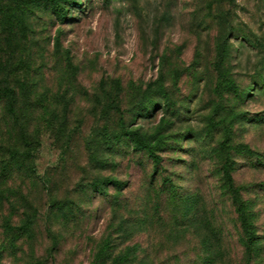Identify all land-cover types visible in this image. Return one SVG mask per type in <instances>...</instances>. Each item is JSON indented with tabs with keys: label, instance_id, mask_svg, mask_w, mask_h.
<instances>
[{
	"label": "rangeland",
	"instance_id": "374dc122",
	"mask_svg": "<svg viewBox=\"0 0 264 264\" xmlns=\"http://www.w3.org/2000/svg\"><path fill=\"white\" fill-rule=\"evenodd\" d=\"M212 257L264 264V0H0V264Z\"/></svg>",
	"mask_w": 264,
	"mask_h": 264
},
{
	"label": "trees",
	"instance_id": "16d2710c",
	"mask_svg": "<svg viewBox=\"0 0 264 264\" xmlns=\"http://www.w3.org/2000/svg\"><path fill=\"white\" fill-rule=\"evenodd\" d=\"M61 17L64 18L63 14L60 16V18ZM237 211H238L239 214L243 213V209L242 208L241 209H238L237 208ZM238 213H237V216L239 217V214ZM246 231H248V230H246ZM247 235L248 236H247L246 240H244V245H243L244 248H243V251H245L246 256H247V259H249V261L247 260L248 263L249 262L251 263V262H253V261L256 260V257L255 256L257 255L256 254V251L254 250L255 236H254V233L251 232V230H249V232H248ZM215 236L216 235L214 233H212V236L211 237H215ZM207 243H208V246H210V249H211V247H212L211 241L208 240ZM214 259L215 258L212 257V260H210L211 264L215 261ZM244 259H246V257ZM206 262H207V264L210 263L208 259L206 260Z\"/></svg>",
	"mask_w": 264,
	"mask_h": 264
}]
</instances>
